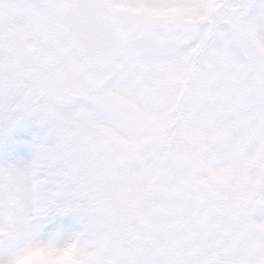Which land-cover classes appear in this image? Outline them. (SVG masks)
Here are the masks:
<instances>
[{
  "label": "snow or ice",
  "instance_id": "snow-or-ice-1",
  "mask_svg": "<svg viewBox=\"0 0 264 264\" xmlns=\"http://www.w3.org/2000/svg\"><path fill=\"white\" fill-rule=\"evenodd\" d=\"M0 264H264V0H0Z\"/></svg>",
  "mask_w": 264,
  "mask_h": 264
}]
</instances>
